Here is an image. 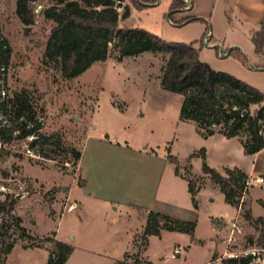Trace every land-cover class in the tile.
<instances>
[{
  "label": "rangeland",
  "instance_id": "1",
  "mask_svg": "<svg viewBox=\"0 0 264 264\" xmlns=\"http://www.w3.org/2000/svg\"><path fill=\"white\" fill-rule=\"evenodd\" d=\"M17 2L18 0H0V35L7 40L11 49L9 66L0 80V94L2 97H5V94L11 96L14 92L22 90L32 93L39 108L42 109L39 114L43 126L42 134L53 136L60 141L59 147H48L56 150L50 160L39 158L34 154L38 147L32 149L28 144L33 138L27 142L4 146L5 156L2 159L0 175L3 171L8 172L9 176L13 177L15 185L24 180L30 184V188L25 193L20 191L19 194L24 199L18 201L17 209L24 210L29 217L31 216L29 209L32 206L40 208L50 217L55 216L62 209L66 202L62 186L70 184L67 182L75 177L77 162L74 160V152H80L88 133L103 138L109 134L112 140L117 139L121 144L127 141L132 147L148 146L158 152L166 149L169 151L175 141L173 154L182 162L186 161L191 150L197 146V134L192 126L179 123L183 97L165 91L161 87L162 71L167 62L165 56L149 55L143 59L131 57L126 61L124 58L122 63L118 61V50H112L107 61L94 65L76 79H64L59 63L44 57L52 27V23L39 16L46 3L35 5L36 21L31 26L30 34L27 35L26 27L17 16ZM169 12L165 3L154 9H141L135 11V16L126 25L130 28H142L168 42L178 43L200 40L205 29L209 27V25L203 27V32L202 27L180 30L177 27L183 23L170 22ZM200 42L196 44V48L200 53L201 61L209 64L216 71L228 73L240 80L247 75L235 55L223 59V50H219L218 56L212 47L206 46L205 41L202 44ZM229 51L231 49L227 50V53ZM248 66L249 70H254L251 63ZM255 109L256 107H252V112ZM2 120L5 124V119ZM215 131L219 132L220 127L215 128ZM114 133L119 135L115 136ZM239 134L243 139L248 138L244 129ZM25 166L48 169L50 171L42 172L39 168H30L29 173L44 177L51 182H63L54 183L56 184L54 186L38 185L24 174ZM186 178L193 183L189 171ZM198 182L202 184L201 181ZM194 186L196 187L195 183ZM258 193L257 189H253L252 197H256ZM248 195L249 191H246V194L243 192L241 205L244 203V206L235 218L233 209L224 201L220 202L216 199L215 206L219 213L227 214L226 219L232 222L227 223L224 235L219 238L212 256L208 246H194L186 259L184 255H176L173 259L175 247H178L176 243L183 245L189 238L177 232H168L161 239H151L145 259L152 264H205L211 257L207 264H229V260L233 258L244 257L249 258V264H264V227L259 223L257 227L244 217L250 208L254 220L264 218L262 205L264 201H258L259 205L255 204L253 211L251 198ZM262 195L264 197V194ZM107 211L109 217L116 216L109 207ZM65 214L66 212L63 216ZM0 216V223L6 226V243L16 241V244L23 242L27 246H38L42 241L31 242L30 240L35 238L22 237L12 223V218L4 214ZM38 217L42 222L43 213H39ZM209 233L208 221L201 216L198 236L203 237ZM1 242L0 240V264H6L1 253ZM142 244V247L145 246V242ZM50 245L52 248V244ZM104 251L109 254V259H82L79 255L69 264H113L124 259L126 250H122L121 246L116 248L109 246ZM17 258L18 256L13 262L19 261ZM129 263L135 264L134 260L129 259L123 264ZM35 264L41 263L38 261Z\"/></svg>",
  "mask_w": 264,
  "mask_h": 264
},
{
  "label": "crops",
  "instance_id": "2",
  "mask_svg": "<svg viewBox=\"0 0 264 264\" xmlns=\"http://www.w3.org/2000/svg\"><path fill=\"white\" fill-rule=\"evenodd\" d=\"M144 1L147 4H144L142 10L154 9L165 3L168 12L174 2V0ZM126 4L131 7V16L125 21H120L119 25L130 28L126 24L133 19L135 11L139 10L130 3V0H127ZM183 4L184 7L179 9L173 17L175 23H183L177 28L188 30L193 27H202L203 32V27L209 25L202 38L193 42L198 44L208 32L206 37L210 34L209 47H217L213 49L218 56L220 48L223 54H226L229 49H238L248 61L246 65L238 61L247 74L241 77L242 81L264 94V49L263 53L257 54L253 43V36L264 24V0H183ZM195 18L204 19L206 22L189 21ZM149 55L155 54L147 52L135 59H143ZM231 56L230 53L223 59ZM127 59L131 57L126 58L125 61ZM209 63L212 65L210 61ZM249 63L256 69L249 70ZM179 123L192 126L197 134V146L191 150L185 162L173 154L175 141L169 151L166 149V151L158 152L148 146L132 147L127 141L121 144L117 139L112 140L109 134L103 138L88 133L80 150L82 156L76 165V178L67 182L70 184L62 186V192L66 198L62 209L55 216L50 217L40 208L32 206L29 209L31 212L29 217L24 210L15 207L14 216L22 220L21 226L27 229L32 238H35L30 241H42L38 246H27L23 242H18L7 257L6 264H35L38 261L41 264H47L51 245L46 239H53L73 248L65 264H69L79 255L82 259H109V254L104 251L109 246L113 248L121 246L122 250H126L124 259L116 263L139 258L152 264L145 259L150 241L153 238L161 239L168 232L163 231L161 237H147V242L142 247L143 231L150 213L162 214L196 225L193 236L182 234L189 238L185 240V244L176 243L178 247H175V251H180L179 256L184 255L186 259L194 246H208L212 256L219 238L227 228V223L232 221L226 219L227 214L219 213L215 206L216 199L225 202V196L219 185L203 173L204 160L202 158L190 160L189 157L205 149V162L212 169L225 173L226 169L238 168L245 173L248 180L252 182L248 188V196L251 198L254 211L255 204L259 205L258 201H264L262 195L264 183L263 185L255 183V178L264 179V149L255 155H246L243 144L238 138L228 139L220 133L204 138L194 123L181 121ZM114 135L119 134L114 133ZM169 156L176 157L178 165L173 164ZM0 161L2 162V158ZM30 168H39L42 172L50 170H43L38 166H25L24 174L38 185L54 186L56 185L54 183L63 182H51L44 177L32 175L29 173ZM177 168L179 175L176 173ZM187 171L193 185L196 184L194 187L197 191L195 197L197 207L189 191L190 182L186 178ZM253 189L259 192V195L254 198L252 197ZM23 199L24 197L17 198V203ZM71 204H76L77 208L68 213L66 209ZM227 205L235 212V218L240 213V209ZM107 207L116 216L109 217ZM63 212H66L65 216ZM39 213H43L42 222L39 220ZM201 216L207 219L210 231L209 235L203 237L198 236ZM141 247L143 249L140 251ZM175 251L172 255L173 259L176 258ZM17 256L19 261L13 262ZM112 260L115 261V259Z\"/></svg>",
  "mask_w": 264,
  "mask_h": 264
},
{
  "label": "trees",
  "instance_id": "3",
  "mask_svg": "<svg viewBox=\"0 0 264 264\" xmlns=\"http://www.w3.org/2000/svg\"><path fill=\"white\" fill-rule=\"evenodd\" d=\"M44 2L45 6L39 16L52 23L47 39L44 57L59 63L62 77L67 80L76 79L94 65L107 61L112 50H118V61L124 58L139 57L144 53L163 55L167 58L162 71L161 86L165 91L183 97L179 119L181 122L194 123L202 137L208 138L220 133L228 139L238 138L244 147L246 155H255L264 149V94L248 83L228 74L214 70L209 64L201 61L199 51L195 48L197 42L190 44L168 42L161 37L142 28L121 27L120 21L131 16V7L127 0H18L17 16L26 27L27 35L36 21V4ZM141 2V4L139 3ZM138 10L144 9V0H130ZM184 7L183 0H174L169 14L173 17ZM122 10V12H120ZM190 22H203L204 19H191ZM176 24V23H175ZM208 33V32H207ZM201 40L203 43L205 37ZM256 53H263L264 24L253 36ZM238 49L231 50V55L242 64H247V57ZM11 49L7 40L0 35V80L5 74L10 61ZM1 89V81H0ZM5 93V92H4ZM0 94V158L5 156L4 146H12L16 142H29L34 154L42 159H52L59 147L60 141L53 136L42 134V122L36 98L28 90L14 92L11 96ZM252 107L256 109L252 112ZM246 113V114H245ZM5 119V124L3 120ZM220 127L216 132L215 128ZM246 131L247 139L240 137L242 130ZM49 147V148H48ZM81 152H74V160L81 159ZM22 159V156H17ZM202 158L203 173L219 185L225 196V202L239 208L248 177L240 169H226L220 173L205 162V149L192 154L189 159ZM170 161L178 165L176 157L169 156ZM8 178V172H1ZM179 175V170H176ZM192 201L196 205L197 191L193 183H189ZM17 199L7 197L0 202V214L12 218V223L20 231L22 237L32 239L27 229L22 227V220L14 216ZM264 206V202H262ZM246 220L258 223L264 227V218L254 220L251 209L244 215ZM4 224L0 223V240L4 261L12 253L16 241L5 242ZM196 225L158 213H150L143 231V243L147 237H161L162 232H177L194 235ZM52 244L50 258L47 264H65L73 252L67 244L46 239ZM135 264H150L147 261L134 258ZM215 256L213 257V261ZM117 262L116 264H123ZM130 264V263H129ZM229 264H249V258H233Z\"/></svg>",
  "mask_w": 264,
  "mask_h": 264
},
{
  "label": "built area",
  "instance_id": "4",
  "mask_svg": "<svg viewBox=\"0 0 264 264\" xmlns=\"http://www.w3.org/2000/svg\"><path fill=\"white\" fill-rule=\"evenodd\" d=\"M188 6V4H187ZM206 46H210V34L209 37L207 36L204 39ZM263 136H264V131H263ZM2 167V162L0 161V169ZM255 183L259 184V185H263L264 183V179L263 178H255ZM252 185V182L247 180L246 182V187H245V191L244 194H246V191H248V188ZM30 188V184L24 180L23 182H20L18 185L14 184V179L13 177L9 176L8 178H4L2 177V175H0V202H5L7 197H14V198H21L22 196L19 194L20 191H23L24 193L27 191V189ZM243 200V199H242ZM241 207L240 206V211H241ZM77 208L76 204H71L66 211L72 212L73 210H75ZM64 213V212H63ZM63 215V214H62ZM0 220H1V216H0ZM175 255H180V251L176 250L175 251Z\"/></svg>",
  "mask_w": 264,
  "mask_h": 264
},
{
  "label": "water",
  "instance_id": "5",
  "mask_svg": "<svg viewBox=\"0 0 264 264\" xmlns=\"http://www.w3.org/2000/svg\"><path fill=\"white\" fill-rule=\"evenodd\" d=\"M207 47H209V46H207ZM213 48H217V47H213ZM219 48H220V46H219ZM220 49H221V48H220ZM230 53H231V51H229L227 54H223V51H222V56H223V57H228ZM252 68L256 69L254 65H252ZM245 114H246V113H245Z\"/></svg>",
  "mask_w": 264,
  "mask_h": 264
}]
</instances>
